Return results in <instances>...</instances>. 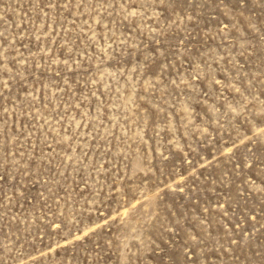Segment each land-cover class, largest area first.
I'll return each instance as SVG.
<instances>
[{"label":"rangeland","instance_id":"374dc122","mask_svg":"<svg viewBox=\"0 0 264 264\" xmlns=\"http://www.w3.org/2000/svg\"><path fill=\"white\" fill-rule=\"evenodd\" d=\"M0 264H264V0H0Z\"/></svg>","mask_w":264,"mask_h":264}]
</instances>
